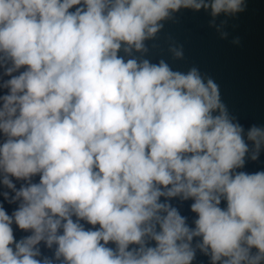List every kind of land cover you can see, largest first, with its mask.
Returning <instances> with one entry per match:
<instances>
[{"label":"clouds","instance_id":"1","mask_svg":"<svg viewBox=\"0 0 264 264\" xmlns=\"http://www.w3.org/2000/svg\"><path fill=\"white\" fill-rule=\"evenodd\" d=\"M245 7L0 0V185L14 193L0 195L16 205L0 203V264H193L197 250L212 264H264V171L241 170L264 128L245 139L196 68L126 58L181 8ZM177 197L193 201L194 227Z\"/></svg>","mask_w":264,"mask_h":264},{"label":"water","instance_id":"2","mask_svg":"<svg viewBox=\"0 0 264 264\" xmlns=\"http://www.w3.org/2000/svg\"><path fill=\"white\" fill-rule=\"evenodd\" d=\"M245 3L243 12L220 13L216 17L212 16L210 8H181L171 19L160 22L163 27L153 38L144 41L147 52L133 51L131 57L126 58H144L154 64L163 60L172 70L182 73L196 68L205 82L210 78L218 85L221 102L234 122L243 127L246 139V132L253 125L264 128V0H245ZM173 49L182 51V56L176 57ZM2 94H6V90L0 89ZM247 143L251 148V142ZM245 161L241 170L264 171V147L256 161L250 159V154ZM12 179L17 189L23 183ZM34 180L38 181V177ZM4 191L14 195L0 185V193ZM170 202L192 225L196 218L190 210L193 201H180L177 197ZM0 203L9 214L16 207L4 201L2 195ZM13 227L17 240L28 234ZM40 247L43 255L52 256V250L43 242ZM193 264L212 262L210 256L197 250Z\"/></svg>","mask_w":264,"mask_h":264}]
</instances>
